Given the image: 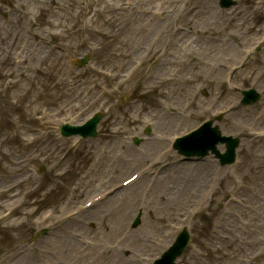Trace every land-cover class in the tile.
Segmentation results:
<instances>
[{"label":"rangeland","instance_id":"1","mask_svg":"<svg viewBox=\"0 0 264 264\" xmlns=\"http://www.w3.org/2000/svg\"><path fill=\"white\" fill-rule=\"evenodd\" d=\"M218 1L0 0V264H21L23 255L16 253L29 248L32 264H118L128 257L138 260L134 264L148 263L183 227L191 243L178 264H264V137L255 139L264 133V100L243 107L242 96L225 83L231 66H240L264 35V0H236L238 6L229 11ZM180 26L194 32L179 33ZM49 42L60 50L53 51ZM86 54L92 59L85 68L67 67ZM143 56L142 67L124 82ZM234 84L264 97V51ZM143 91L149 93L144 105ZM233 104L236 109L220 127L224 135L241 139L239 168L220 173L217 161L204 162L211 170L198 189L193 173L199 162L183 161L188 172L178 170L175 163L182 157L174 151L155 167L160 175L152 189V177L140 178L95 212H82L71 225L59 227L74 207L145 168L165 150L172 133L183 135ZM98 110L108 116L97 139H61V125L83 124ZM135 137L142 139L140 146L133 144ZM177 178L185 196L163 200ZM137 185L141 188L131 194ZM135 194L127 213L122 201ZM188 196L195 200L177 210ZM139 206L140 227L121 241ZM45 229L49 234L33 243ZM65 230L75 249L43 243ZM75 234L93 241L84 254ZM137 236L149 245L141 249ZM74 255H83L82 260Z\"/></svg>","mask_w":264,"mask_h":264},{"label":"bare ground","instance_id":"2","mask_svg":"<svg viewBox=\"0 0 264 264\" xmlns=\"http://www.w3.org/2000/svg\"><path fill=\"white\" fill-rule=\"evenodd\" d=\"M45 23L46 24H51V22H50V20L49 19H46L45 20ZM185 31H187L186 29H185ZM190 45L187 43L186 44V47H188V48H190L189 47ZM138 48H139V45H138ZM39 60H42V59H39ZM201 66H204V65H202V64H200ZM165 83H167L166 81H165ZM183 93V92H182ZM149 93L148 92H145V91H143L142 92V94H141V96H142V99L143 100H141L140 102H143V105L145 104L144 102H146L147 101V99L145 98L147 95H148ZM184 95H188V93L186 92H184L183 93ZM182 94V95H183ZM158 95H159V97H163V95H164V93L161 91V92H159L158 93ZM221 95V94H220ZM224 93H223V97H224ZM225 96H227V97H232V95H230V94H226ZM233 98V97H232ZM218 100H221V96H219V98H218ZM139 105V104H138ZM158 118H160V119H163L164 117H166V116H164V115H161V116H157ZM124 121H125V119L124 120H122L121 122L122 123H124ZM129 121H130V118H129ZM130 123H135V120H133V121H131ZM168 124V123H167ZM169 124H172L173 125V123L172 122H169ZM172 125H170V126H172ZM169 126V125H168ZM131 150V149H130ZM120 156H122V155H120ZM187 168H188V166H187V164H183V165H181V166H179L178 167V170H182V169H186V171H187ZM211 170V167H209L208 165H206V164H199L198 166H197V168H196V171L193 173L194 175H195V181L193 182V187H196V188H198V189H200L202 186H203V183H204V179H205V176H206V174L209 172ZM188 172V171H187ZM177 180H178V178L175 180L176 181V183H177V186H175V187H173L172 189H174V190H168V189H166L165 191V193L161 196L162 197V199L164 200V199H168V202H170V201H172L171 200V198L173 197V196H178V197H181V196H185V194H186V190L183 188L184 186L182 185V184H180V183H178L177 182ZM141 184V183H140ZM142 185V184H141ZM141 185H137V187L136 188H133V191L131 192V194H134L135 193V191H136V189L139 187V188H141ZM138 188V189H139ZM137 189V190H138ZM163 191H164V189H163ZM162 192V191H161ZM138 197V195H136L135 194V196H133V197H127L126 198V200H123L122 202H124L123 203V206H125V205H128V208H127V213L129 212L130 213V211L132 210V204L134 205V202H135V200H136V198ZM170 197V198H169ZM122 199V198H121ZM120 199V200H121ZM193 200H195V199H193V198H191V197H183L182 198V200H181V202L180 203H178L177 205H176V209L177 210H184L185 208H186V206H187V204H189V202H193ZM197 200V199H196ZM126 201H129L128 202V204H126ZM103 204V203H102ZM172 207H173V205H171ZM101 206H98L97 207V209L96 210H98L99 208H100ZM95 210V211H96ZM160 220V219H159ZM71 224V223H70ZM70 224H68V226L70 225ZM13 228H15V225L13 226ZM112 230H113V228H111ZM57 237H55L54 238V240H50V239H47V240H44L43 241V243H54V247H61V248H65L67 245H69V246H71L73 249H75L76 247H75V245L73 244V242H72V240H70L69 239V235H67V230H65V232H63V234L61 235V236H59L58 238H57V240H56V242H54L55 241V239H56ZM137 241L138 240H141V242L139 243V246H140V248L141 249H143V248H146L148 245H149V242H148V240H147V242L145 241V240H142V239H140V236H137V239H136ZM53 251H55V249H53ZM33 253V252H32ZM72 259H74V260H82V256H78V255H74L73 257H71ZM20 263L21 264H32L33 262H34V255L33 254H31V253H26V254H24L22 257H20ZM27 260V261H26ZM137 260H135L133 257H128L126 260H123V259H120L119 260V262H118V264H134L135 262H136ZM8 264H11L10 262H8Z\"/></svg>","mask_w":264,"mask_h":264},{"label":"water","instance_id":"3","mask_svg":"<svg viewBox=\"0 0 264 264\" xmlns=\"http://www.w3.org/2000/svg\"><path fill=\"white\" fill-rule=\"evenodd\" d=\"M96 122L97 121H93L91 122L88 126L91 128V130L89 132H86V128H82V129H77V128H69L68 130L69 131H66V132H69V133H73V132H79L83 135H87V134H92V135H96L95 133V127H96Z\"/></svg>","mask_w":264,"mask_h":264}]
</instances>
